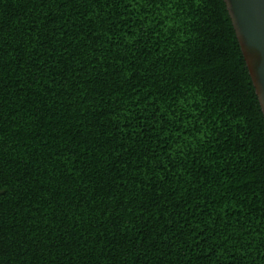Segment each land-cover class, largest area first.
Listing matches in <instances>:
<instances>
[{
  "label": "trees",
  "instance_id": "trees-1",
  "mask_svg": "<svg viewBox=\"0 0 264 264\" xmlns=\"http://www.w3.org/2000/svg\"><path fill=\"white\" fill-rule=\"evenodd\" d=\"M0 264H264L226 0H0Z\"/></svg>",
  "mask_w": 264,
  "mask_h": 264
},
{
  "label": "water",
  "instance_id": "water-1",
  "mask_svg": "<svg viewBox=\"0 0 264 264\" xmlns=\"http://www.w3.org/2000/svg\"><path fill=\"white\" fill-rule=\"evenodd\" d=\"M264 112V0H226Z\"/></svg>",
  "mask_w": 264,
  "mask_h": 264
}]
</instances>
